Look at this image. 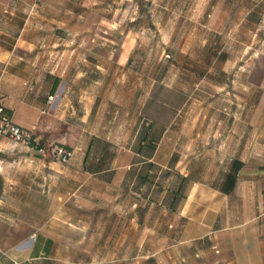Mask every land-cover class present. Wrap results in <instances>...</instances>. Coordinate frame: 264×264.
Returning a JSON list of instances; mask_svg holds the SVG:
<instances>
[{"label": "crops", "instance_id": "0c3cea01", "mask_svg": "<svg viewBox=\"0 0 264 264\" xmlns=\"http://www.w3.org/2000/svg\"><path fill=\"white\" fill-rule=\"evenodd\" d=\"M110 2L0 0L2 102L47 147L75 152L62 163L0 136V264H264V124L214 141L212 175L179 170L173 153L158 161L172 123L157 131L138 112L127 138L106 131L108 63L74 43L78 5ZM117 118L112 127L125 130ZM146 133L160 140L142 141Z\"/></svg>", "mask_w": 264, "mask_h": 264}, {"label": "rangeland", "instance_id": "374dc122", "mask_svg": "<svg viewBox=\"0 0 264 264\" xmlns=\"http://www.w3.org/2000/svg\"><path fill=\"white\" fill-rule=\"evenodd\" d=\"M114 1L78 5L83 15L74 43L87 53L97 51L98 63H108L103 70L108 92L101 95L106 131L126 137L138 112L142 120H153L157 131L172 123L158 161L173 153L179 170L192 166L212 175L214 141L228 137L230 127L264 124V0ZM88 75L101 72L88 69ZM115 117L128 127H112ZM189 142L197 145L180 149ZM241 200L236 199L238 222L247 216L240 212Z\"/></svg>", "mask_w": 264, "mask_h": 264}, {"label": "built area", "instance_id": "2783aa9c", "mask_svg": "<svg viewBox=\"0 0 264 264\" xmlns=\"http://www.w3.org/2000/svg\"><path fill=\"white\" fill-rule=\"evenodd\" d=\"M52 98L53 97H51V99ZM0 136L7 137L15 142L24 144L29 147H32L31 146L32 143L35 144L39 143V139L38 137H35V133L33 131L22 128L16 125L15 123H13L11 117L5 111V106L2 102L1 97H0ZM36 150L43 154L51 153L54 156V158H56L62 163L69 162V160L73 156V152L71 150L60 146H55V147L43 146ZM14 264H22V263L15 262Z\"/></svg>", "mask_w": 264, "mask_h": 264}, {"label": "trees", "instance_id": "16d2710c", "mask_svg": "<svg viewBox=\"0 0 264 264\" xmlns=\"http://www.w3.org/2000/svg\"><path fill=\"white\" fill-rule=\"evenodd\" d=\"M5 111H6V113L11 117V113H10V111L5 107ZM35 137H37L36 135H35ZM156 139V136H155V138H154V135L153 134H151V135H149L148 133H146L144 136H142V141H146V142H148V141H154ZM150 142V143H151ZM31 146L33 147V148H35V149H39L40 147H43V146H46L42 141H39V143L38 144H35V143H32L31 144ZM149 146H151V145H149ZM64 148H66V147H64ZM151 149L152 148H154L153 146H151L150 147ZM66 149H69V148H66ZM69 150H71V149H69ZM154 149H152V151H153ZM242 165H238L237 167H236V172L240 169V167H241ZM187 181H188V178L187 177H184V176H182L181 178H180V186H179V189L176 191V192H174L175 194L176 193H180V191L184 188V186H185V184L187 183ZM234 184V182H232V185Z\"/></svg>", "mask_w": 264, "mask_h": 264}]
</instances>
